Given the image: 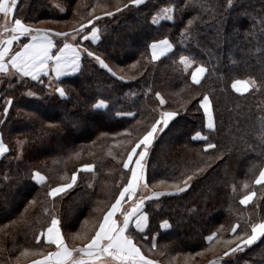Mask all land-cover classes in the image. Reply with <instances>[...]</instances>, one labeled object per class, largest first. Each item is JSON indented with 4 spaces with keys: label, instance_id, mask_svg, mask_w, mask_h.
Returning a JSON list of instances; mask_svg holds the SVG:
<instances>
[{
    "label": "trees",
    "instance_id": "1",
    "mask_svg": "<svg viewBox=\"0 0 264 264\" xmlns=\"http://www.w3.org/2000/svg\"><path fill=\"white\" fill-rule=\"evenodd\" d=\"M89 1L83 6L80 0H21L15 14L43 28L33 24L61 21L75 11L85 18L91 11ZM96 1L113 15L97 14L99 39L84 42V47L103 59L115 76L85 54L74 75L56 80L67 93L63 98L50 93L42 80L2 79L0 135L8 152L0 157V264H32L53 251L42 237L35 239L52 215L68 247H75L69 237L82 220L94 213L96 225L126 183L128 143L142 136L161 111L178 115L150 145L146 183L166 185L152 190L173 194L148 201L147 227L142 233L130 227L137 246L142 249L155 240L153 259L159 262L174 253L199 256L196 253L231 240L198 264L220 257V264H264V239L223 255L235 247V236L250 234V225L264 220V185L253 183L264 167V0H234L231 7L227 0H145L128 8L123 7L128 0ZM170 6L174 18L153 24L152 18ZM185 30L188 34L182 36ZM164 39L172 50L153 61L149 46ZM181 54L194 60L187 71ZM197 66L206 68L198 84L190 78ZM248 78L257 81L259 90L238 93L232 88L234 80ZM29 90L38 97L27 96ZM204 95L212 106L214 129L205 124L200 107ZM98 100L107 108L93 109ZM34 106L52 114L39 113ZM197 132L208 139H194ZM206 143L215 147L205 151ZM83 164H92L94 171H78L75 186L56 197L47 195ZM34 171L44 175V183L33 181ZM186 175L193 176L189 186L176 192L177 182ZM249 191L255 196L242 205L240 199ZM163 221L167 229L160 227ZM233 224L238 225L235 233ZM213 232L217 236L207 241ZM25 249L35 255L22 256Z\"/></svg>",
    "mask_w": 264,
    "mask_h": 264
},
{
    "label": "snow or ice",
    "instance_id": "2",
    "mask_svg": "<svg viewBox=\"0 0 264 264\" xmlns=\"http://www.w3.org/2000/svg\"><path fill=\"white\" fill-rule=\"evenodd\" d=\"M145 3V0H128V4L123 7L128 8L131 6H141ZM9 4L11 6H9ZM17 4V0H0V13H2L6 20L3 25L4 32H11L12 35L7 39H0V74L4 77L9 78L15 77L18 81L23 82L21 78L30 77L33 81H39L40 76L49 75V69L51 72L55 73L58 78L66 72H77L80 69V59L81 51L86 52L87 56L94 57L99 64L112 72V69L101 59L99 56L95 55L94 52L88 50L87 48L79 49L78 46L69 44L65 42L63 47L53 54L52 49L56 47L53 43L51 35L58 37H68L72 36L73 39L76 38V34L85 29L86 25L80 23L79 29H73L71 32H54L51 29L45 28H33L22 22L21 19L13 18L14 23L11 27L8 26L7 18L14 11V7ZM233 0H227V6L231 7ZM63 11V9H61ZM117 12L121 11L120 7H116ZM165 14L164 18L167 20H172L174 18V7H166L163 10ZM91 15V14H90ZM106 16H112L111 11L104 13ZM99 17L93 16L92 19H98ZM92 19L88 20V24L92 23ZM157 17L152 18V23H157ZM192 20L188 21V25L192 24ZM264 23V19L261 20ZM98 29L93 26L91 29V39L93 42L99 39ZM187 30L182 32V36H186ZM21 36L30 37L28 43H23L19 51H14L12 49L13 41H19ZM82 39L87 40V36H83ZM151 49V59L153 61L158 60L165 53L169 52L172 45L167 39L159 42H154L150 46ZM260 51V49H257ZM6 57L10 59L6 60ZM180 63L183 65L184 69L187 71L192 67L194 60L189 56L181 54L179 57ZM135 67V65H133ZM206 72V68L203 66H197L192 71L191 79L193 83H200V78ZM112 75H116L112 72ZM123 79V77H120ZM232 88L237 92H247L250 88L259 90V85L257 81L253 78H248L245 80H234L232 83ZM55 93H58L60 97H66L67 93L63 87H55L53 89ZM27 96H35L36 93L29 90L26 93ZM156 98L163 105L165 101L161 97L159 92L156 93ZM12 99H7L5 101L6 105L12 104ZM93 109H106L107 105L103 100L98 101L92 105ZM200 107L203 108L205 117L207 118L206 127L208 129H214L215 125L212 116V106L208 95H204L203 99L200 101ZM8 107L4 108V112H8ZM178 115L175 111H162L160 118L151 124L150 128L135 142L131 143V149L126 152L127 159L123 160V167L129 169V164L135 157V166L130 168L131 176L128 178L127 183L124 184L120 190L119 195L115 197L114 202L111 203L110 207L102 213V219H99L88 232L76 233L73 235L74 240H81L82 244L77 247L69 248L65 242L64 237L61 234L59 225V220L55 215H52L51 222L48 227L37 235L35 239L37 242L44 238V241L49 244H54L56 246L55 251H50L41 260H33L32 264H157V261L147 258L141 251L140 247L137 246L135 242V235L130 229V223L134 221V227L137 232L142 233L148 223V216L146 213L141 211L144 197L140 200H134L133 196L136 195L137 188L143 184L144 188L148 185L143 183L144 181V160L148 155L149 145L153 143L155 135L158 132H162L165 127L168 126L169 122L173 120ZM163 125V127H158ZM130 135V133H129ZM194 138H201L200 132L195 134ZM202 139L207 140V137H202ZM22 143V142H21ZM123 143V142H122ZM215 145L212 143L205 144V151L214 148ZM139 149V151H138ZM8 152V147L0 140V155H4ZM93 165L85 164L83 169L86 171L92 170ZM197 172L202 171V169H196ZM33 179L38 181H44L45 177L41 175L38 171L33 173ZM64 179V177H62ZM193 179L192 175H186L182 180L177 182L175 186L176 192H183L188 186L189 182ZM77 180V175L75 172L72 173L71 180L69 182L59 184L56 187L50 188L47 195L49 197H56L61 193H65L70 189ZM256 185H264V168H261L259 175L256 176L253 181ZM244 188H248L247 182L243 185ZM235 191V189H233ZM172 195L173 193H164L159 191H153V196L161 195ZM255 192L249 191L247 195H244L240 199L242 205L248 204L253 197ZM125 200L132 201L128 208L123 207ZM47 212V209H45ZM120 213L122 219L118 220L116 214ZM87 224V222H85ZM168 226L167 221L163 222L162 227ZM238 225L233 224L231 231L235 233L237 231ZM250 234H243L235 236V247H229L227 251L223 253L224 256L229 254H234L236 252L243 251L245 248L254 245L257 241L264 239V220L260 222L252 223L250 225ZM91 233V234H89ZM217 236V233L213 232L211 235L206 237L207 241L212 242ZM226 245H231L233 241H224ZM153 248L156 244L153 243ZM78 254V255H74ZM35 255V253H32ZM202 253H196V255H201ZM22 256L29 255L27 249L21 253ZM209 264H220L219 260L210 261Z\"/></svg>",
    "mask_w": 264,
    "mask_h": 264
},
{
    "label": "rangeland",
    "instance_id": "3",
    "mask_svg": "<svg viewBox=\"0 0 264 264\" xmlns=\"http://www.w3.org/2000/svg\"><path fill=\"white\" fill-rule=\"evenodd\" d=\"M19 1H21V0H17V4L15 5V7H14V11H13V13H11L10 15H9V17L7 18V21H8V26L9 27H11V24L12 23H14V19L13 18H18L17 16H16V14H15V10H16V6L18 5V3L20 4V2ZM89 0H80V2L78 3L79 5H80V3L81 4H83V6H84V2H88ZM234 1V0H233ZM90 2V1H89ZM77 4V5H78ZM60 5H62V4H60ZM9 6H11L10 4H9ZM90 8H91V11H90V14L91 15H86V17L85 18H87L85 21H84V13L83 14H81V15H79L78 13H77V11H75L74 13H73V15L71 16L70 15V17L68 18H64V20H61V21H55V22H53V21H46V22H42V23H39V24H33V25H38V26H41V27H43V28H45V29H51V30H53V33L54 32H71L74 28L75 29H79V26H80V23H84L85 25H86V27H89L90 28V30L89 31H87V32H84L85 31V29H86V27H85V29L84 30H82L81 32H78L77 34H76V38L75 39H73L72 38V36L70 35V36H68V37H58V36H55V35H51V38H52V40H53V43L56 45V47H57V43H65V42H67V43H71L72 45H76V46H78V48L79 49H84L85 47H84V42H90V43H95V42H93L92 41V39H91V29H92V27L93 26H95L96 28H97V21L95 20V19H92V17L93 16H96V17H98L97 16V14H99V13H101V12H106L107 10H105L104 8H102V5H100V3H98L96 0H95V2L93 1V2H90ZM164 16H165V14L163 13V11L162 10H160L159 12H158V16H156L157 17V20L158 19H161V18H164ZM18 19H20V18H18ZM89 19H92V23L91 24H88V20ZM5 20H6V18H5V16L2 14V13H0V25H3L4 23H5ZM78 20H80V21H78ZM23 22V21H22ZM24 23V22H23ZM26 24V23H25ZM78 24V25H77ZM27 25H29V24H27ZM31 26V25H30ZM31 27H33V26H31ZM33 28H35V27H33ZM98 29V33H97V35H98V37H99V28H97ZM12 35V33L9 31V32H7V33H5L4 32V29H3V27H0V39H7L9 36H11ZM83 36H87L88 37V39L87 40H85V39H82V37ZM30 41V37H27V36H21L20 38H19V41H13V44H12V49H13V54H14V51H19L20 50V48L22 47V44L23 43H28ZM56 47H54L51 51L52 52H54L57 48ZM85 54H87L86 52H83V51H81V56L82 55H85ZM7 59H10V57H6V60ZM101 66V65H100ZM102 67V66H101ZM4 78H6V77H4L2 74H0V85H1V82H2V79H4ZM27 78H30V77H27ZM31 79V78H30ZM57 79H59V77L57 78L55 75H54V73L53 72H51L50 71V69H49V75H44L43 73L41 74V76H40V80H42V81H44L45 82V84L47 85V88H48V90H49V92L50 93H53L54 91H53V89L55 88V87H58L57 86V83H56V80ZM0 88H1V86H0ZM55 93V92H54ZM57 95H59L58 93H56ZM33 98H37L38 97V94L36 93V95L35 96H32ZM98 101H100V100H98ZM98 101H96V103L98 102ZM160 102V101H159ZM105 104H106V102H105ZM34 109L36 110V111H38L39 113L40 112H43V113H46V114H48V115H51L52 114V111H50V110H44L42 107H38V106H34ZM162 112V111H161ZM161 112L159 113V117H158V119L160 118V114H161ZM42 113V114H43ZM158 127H163V125H160V126H158ZM160 132H158L156 135H155V138L158 136V134H159ZM82 134H84V133H82ZM194 137H195V135H194ZM202 137H204V135H202L201 134V138H194V139H202ZM154 138V139H155ZM0 140H2L3 141V139H2V137H1V135H0ZM4 142V141H3ZM135 141H133V143H134ZM4 144H5V142H4ZM128 144H130L131 145V143H128ZM6 145V144H5ZM132 146V145H131ZM149 148H150V145H149ZM149 148H148V152H149ZM130 149H131V147H130ZM129 149V150H130ZM128 150V151H129ZM138 151H139V149H138ZM2 155H0V157H1ZM79 157V156H78ZM124 159H127V155H125V158ZM146 161H147V156L145 157V160H144V165H145V167H144V170H143V175H144V181H143V183H146ZM83 165H85V164H83ZM83 165H80V167H78V170L75 172L76 173V175L78 176V171H82V172H93L94 171V167L92 168V170H90V171H86V170H84L83 169ZM90 165H92V164H90ZM133 166H135V157L133 158V160L130 162V164H129V169H126L125 168V170L128 172V177L127 178H129L130 176H131V172H130V168L131 167H133ZM34 172H37V171H34ZM33 172V173H34ZM39 172V171H38ZM33 173H32V178H33ZM41 175H43L41 172H39ZM44 176V175H43ZM71 176H72V174H71ZM71 176L69 177V179L66 181V182H69L70 180H71ZM258 176V175H257ZM256 178V177H255ZM127 180L128 179H126V183H127ZM255 180V179H254ZM33 181L36 183V184H42V183H44V181H38V180H35V179H33ZM66 182H63V183H66ZM63 183H60V184H63ZM125 183V184H126ZM147 184V183H146ZM148 185V184H147ZM57 186V185H56ZM56 186H54V187H56ZM73 186H75V184L73 185ZM72 186V187H73ZM71 187V188H72ZM156 187H159V188H163V187H168V186H166V185H163V184H156V185H153V187L151 186V185H148V187L147 188H144L143 187V184H141V186L140 187H138L137 188V192H136V195H134L133 196V199L134 200H140V199H143L144 197H148V199H144V202H143V205H142V208H141V211L142 212H144V213H146L147 214V216H148V213H147V208H148V205H149V203L150 202H148V201H150V200H155L156 198H158V197H160V196H153L152 195V193H153V191H156V190H152L153 188H156ZM70 188V189H71ZM69 190V189H68ZM159 192H164V193H166V191H159ZM62 194V193H61ZM60 195V194H59ZM117 195H119V193L117 194ZM165 195H167V194H165ZM247 195V194H246ZM58 196V195H57ZM161 196H163V195H161ZM254 198V197H253ZM115 200V199H114ZM253 200V199H252ZM251 200V201H252ZM250 201V202H251ZM153 202H155V201H153ZM249 202V203H250ZM123 203V207L124 208H128L129 207V205H131V203H132V201H128V200H125L124 202H122ZM93 215H94V213H92V217H89V218H86L85 220H82V222L79 224V226H78V230H77V233H84V232H88V230L93 226V224H94V218H93ZM116 218L118 219V220H120V219H122V217L120 216V213H117L116 214ZM85 222H87V224H85ZM163 222H165V221H163ZM163 222H161L160 224V227H162V224H163ZM168 223V222H167ZM168 226H169V224H168ZM168 226H165V227H168ZM130 227L132 228H134V221L133 222H131L130 223ZM146 227H147V225H146ZM73 235H71L69 238H70V241H71V245L72 246H75V245H77L78 243H82V241L81 240H74L73 238ZM44 240V239H43ZM154 241L155 240H149V242L148 243H144V244H142L141 245V247H142V249H141V251H142V253L147 257V258H149V259H152V260H155V261H157V264H198L199 262H202V261H204L206 258H208V257H212V256H215L216 254H218V252H219V250H218V248L220 247V246H222V244H224V243H222V242H219L218 244H215V245H213V246H211V247H209V248H207L206 250H203V252L201 251V255H199V256H187V255H183V254H181V255H178V254H176V253H174V254H171V255H165V256H163L162 258H160L159 259V262H158V260L157 259H153V257H154V253L152 252L153 251V247H152V245H153V243H154ZM75 254V253H74ZM29 255L31 256V255H33L32 253H29ZM77 255V254H76ZM159 258V257H158ZM221 258V257H220ZM220 258H216V260L217 259H220ZM215 260V261H216ZM205 264V263H204ZM206 264H208V263H206Z\"/></svg>",
    "mask_w": 264,
    "mask_h": 264
},
{
    "label": "crops",
    "instance_id": "4",
    "mask_svg": "<svg viewBox=\"0 0 264 264\" xmlns=\"http://www.w3.org/2000/svg\"><path fill=\"white\" fill-rule=\"evenodd\" d=\"M159 42V41H158ZM154 43V42H153ZM63 44H64V42L63 43H61V45L54 51V52H52L53 54H55L58 50H59V48L60 47H63ZM71 44V43H70ZM152 44V43H151ZM150 44V45H151ZM171 50H172V48H171ZM170 50V51H171ZM169 51V52H170ZM150 52H151V49H150ZM169 52H167V53H169ZM167 53H165V54H167ZM164 56V55H163ZM162 57V56H161ZM80 61H81V59H80ZM195 69V68H194ZM193 69V70H194ZM192 70V71H193ZM76 72H66L65 74H63V75H61L59 78H62V77H66V76H71V75H74ZM191 74H192V72H191ZM191 74H190V78H191ZM205 74V73H204ZM203 74V75H204ZM54 75H55V73H54ZM203 77V76H202ZM202 77L200 78V80L202 79ZM192 80V79H191ZM237 92V91H236ZM238 93H241V92H238ZM244 93V92H243ZM203 109V108H202ZM203 112H204V110H203ZM205 115V114H204ZM205 124H207V118L205 117ZM264 168V167H263ZM259 175V174H258ZM135 228V227H134ZM168 227H162V229H167ZM43 238V237H42ZM44 239V238H43ZM53 246H54V249H53V251H55L56 250V246L54 245V244H52ZM81 244H78V245H76L75 247H77V246H80ZM74 255H76V254H74ZM78 255V254H77ZM41 259H43V258H41ZM41 259H39V260H41ZM216 259H212V260H209L207 263L209 264V262L210 261H215ZM217 261V260H216Z\"/></svg>",
    "mask_w": 264,
    "mask_h": 264
}]
</instances>
